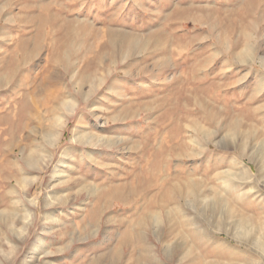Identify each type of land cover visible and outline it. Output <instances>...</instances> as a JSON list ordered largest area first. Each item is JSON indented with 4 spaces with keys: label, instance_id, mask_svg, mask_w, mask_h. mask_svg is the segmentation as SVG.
Listing matches in <instances>:
<instances>
[{
    "label": "rangeland",
    "instance_id": "obj_1",
    "mask_svg": "<svg viewBox=\"0 0 264 264\" xmlns=\"http://www.w3.org/2000/svg\"><path fill=\"white\" fill-rule=\"evenodd\" d=\"M262 59L264 0H0V144L10 125L18 134L25 114L31 119L21 137L38 130L39 115L52 104L36 109L33 90L38 99L55 87L76 96L79 85L89 93L76 113L58 111L68 124L27 193L38 197L32 234L0 264L27 261L47 211L66 221L69 234L61 241L48 234L45 250L52 254L37 249L30 264H133L136 246L122 238L136 233L165 264L226 262L201 244L189 222L213 231L209 219L226 209L255 224L259 243L239 245L224 232L215 239L264 264V170L252 155L264 145ZM42 75L51 80L40 83ZM75 126L101 136L102 147L71 143ZM72 145L101 149L103 167L94 171L92 162L70 158L67 177L55 187L69 201L46 208L53 167ZM87 185L94 188L90 200ZM85 203L95 217L91 226L78 210Z\"/></svg>",
    "mask_w": 264,
    "mask_h": 264
},
{
    "label": "bare ground",
    "instance_id": "obj_2",
    "mask_svg": "<svg viewBox=\"0 0 264 264\" xmlns=\"http://www.w3.org/2000/svg\"><path fill=\"white\" fill-rule=\"evenodd\" d=\"M261 63L264 64L263 59L261 60ZM40 79H41L40 83H45L51 80L46 75L45 76L42 75ZM1 81H0V85L3 83ZM78 87L79 90L76 96L70 95V92H66L64 91V89H61L60 87H55V89L47 91L45 96L41 99L36 98L37 91L35 92L33 90L30 93L31 95L30 98L36 109L40 106L47 107L49 103L52 104L51 106H49V108L45 110V112L43 111L44 113L39 115L40 118L39 119L40 122H38L39 128L38 130L33 129L34 136H31L30 133V135H27L26 137L23 138L21 137V134L27 130V122L31 119V116H29L28 114H25L18 123L17 128L19 127V129H18V134L16 136L13 133L14 130L12 129L11 125L4 130V134H6L8 138L6 139V141L3 140L5 141L3 142V144H0V196L1 199L4 200L2 201V203H0L2 204V206L0 207V263L4 259H8V258L10 259V257L12 258L14 256L13 252L19 249V244L21 242H25L26 239L30 236V234H32L31 228L34 227L35 225L34 220L36 217L33 208H35V206L38 204V197L28 198L27 193L29 191V187L35 182L39 181L40 179L39 172L46 170L51 160L53 159L54 157L53 150L56 147V145L60 142L61 136L63 134V130L66 124H68L67 122L69 120L67 116L64 115L63 112L62 114H60L61 112L58 111L60 110L65 111L67 112L68 115L74 114L76 113V109L80 106V104H82L81 102H87V100L89 99V93L87 91L85 92L81 86L78 85ZM46 113L47 114L50 113L49 116L47 115L48 117H46L45 115ZM118 114L124 117L125 115H127L126 110H122ZM17 116L19 117V114ZM0 119H2V117ZM199 130L195 129L194 131L196 134H198ZM202 133L206 134V132L204 131L201 132V134ZM100 137L101 136H99V138ZM27 138H30L28 140V143H24V144L19 143L21 140L23 142V140ZM99 138L97 139L92 134H88V131L86 129L81 128L80 126H75L71 132V143H74V145L81 144V145H88V146L100 148L102 147L104 142L101 141L102 140L101 138L100 139ZM206 146L208 147V145ZM77 148L72 145L70 147L64 148L60 152L57 163L54 165L52 173L50 175L49 183L47 184V187L51 188L52 190L51 191L48 190L45 192L44 205L46 208L55 206V204L58 201H61L60 204H65L66 202L69 201L67 196L64 199L63 196L59 195V193L55 190V187L58 184L60 185V183L64 181L62 180L63 178L67 177L66 168L68 170L70 165L69 164L70 158L72 157L77 158V161L79 160V164H81L82 162L83 163L92 162L94 164L92 166L94 171L100 170V166L103 167L101 163L103 151L101 149L79 150ZM252 153H253L252 155H255L258 162L257 170H264V145L262 144L256 151H253ZM99 158L101 159V162L98 161L100 160ZM245 168H246L245 172L249 175V173L251 172V170H249L250 167L245 166ZM33 172H36L38 175H34ZM87 187H89V189H87L88 191L87 198L88 200H90V196L94 195V188L91 185H87ZM189 192L193 195L196 194L195 185L190 186ZM253 192L255 194H258L259 190L255 189ZM87 203L90 204L91 202L88 201ZM87 203L83 204L84 205L83 208H81L80 206L78 210L80 211L84 209L83 211L84 214L82 213L83 217L85 220L86 218L89 217L88 219L89 221L87 225L91 226L93 224L91 223L90 217L93 215H91L92 213L90 214L88 212ZM109 206L110 208H113V201L110 202ZM97 207H98L97 210L101 211L102 208L100 207V205ZM225 208L226 207H224V209ZM226 211L227 214L225 212H224L225 214L221 213V215L217 219L211 217L210 218L211 220L210 219L209 221L207 220L209 222V226L213 229V231H209V232H208L209 229L207 230L204 226L200 225L199 222L194 220H189L191 224V233L199 239L201 244L202 245L210 244L214 256L215 255L222 256L227 259L226 262L202 260L200 261L201 262L200 264H249V263L253 264L252 261L247 262V260H250L248 259L249 253L247 250H242L239 249V247L230 245V242L228 240L227 242L225 240L219 241L215 239L216 234L220 232H224L232 241H234L239 245L248 246L246 243H249L250 241L253 240H255L257 244L259 243V241H257V238L256 239L254 238V233L256 229L255 224H253L248 218L235 216L233 215V213L231 214L228 209H226ZM214 215L215 214H213L212 216ZM93 218L95 219L94 216ZM43 219L44 222L42 224V231L36 236V240L40 244L34 245V249L32 248V253L27 258V261H24V264H30L38 259L36 255L37 252L35 253V251L40 248H43V250L46 249L45 245L47 243L46 239H48V234L52 236L54 234L61 236V238L59 239L60 241L62 240L64 235L69 234L65 230L68 228V226L66 225V221H63L64 223H60L57 217L55 215H52L48 211L45 213ZM57 222L58 224H56ZM98 226L99 223L97 224L96 229L93 231V233L96 234L99 232ZM71 234L73 235L74 231H72ZM72 239L71 242L74 241V238ZM122 239L123 241H129V239H131L132 242L135 244L136 246L135 247L136 254L134 259L135 264H165L156 255L152 246L142 237V235L140 234L137 235V233L134 234L133 236L126 234ZM66 246L67 247L65 249H67L70 246V244L66 243ZM6 247H9V249H6ZM59 251L61 250L57 249V252ZM52 252L45 250L43 251V254L44 256H48L52 254ZM262 253L263 252L260 253L256 252L258 256L257 259L262 258ZM45 260L42 262L45 264H51L50 261H45ZM241 261H243V263H241Z\"/></svg>",
    "mask_w": 264,
    "mask_h": 264
}]
</instances>
